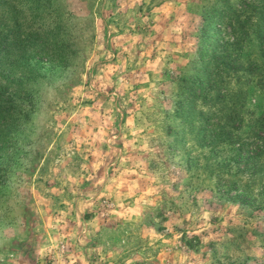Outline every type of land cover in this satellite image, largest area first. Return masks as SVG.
<instances>
[{
  "label": "rangeland",
  "instance_id": "374dc122",
  "mask_svg": "<svg viewBox=\"0 0 264 264\" xmlns=\"http://www.w3.org/2000/svg\"><path fill=\"white\" fill-rule=\"evenodd\" d=\"M12 5L60 54L5 144L0 264H264V0Z\"/></svg>",
  "mask_w": 264,
  "mask_h": 264
},
{
  "label": "trees",
  "instance_id": "16d2710c",
  "mask_svg": "<svg viewBox=\"0 0 264 264\" xmlns=\"http://www.w3.org/2000/svg\"><path fill=\"white\" fill-rule=\"evenodd\" d=\"M14 1L17 0H0V177L2 178L6 177V169L2 167L6 166L5 144L9 143L11 138L12 125L28 116V104L32 107L36 102L35 91L30 83L42 75L45 66L55 61L53 59H57L60 54L56 52V48H51L58 38V29L56 27H50L51 30L46 29L44 16L40 13L33 15L30 20L26 17L28 22L25 25L18 19L17 9L12 5ZM33 5L38 7L40 3L35 1ZM257 27L258 41L264 45V5L260 10ZM44 50L47 52H43ZM215 71L216 67H213L212 72ZM261 118L264 119V113ZM261 133H263L262 126ZM254 137L256 139L258 136ZM235 150L236 159L243 160L244 145H239ZM253 153H247L249 159Z\"/></svg>",
  "mask_w": 264,
  "mask_h": 264
}]
</instances>
